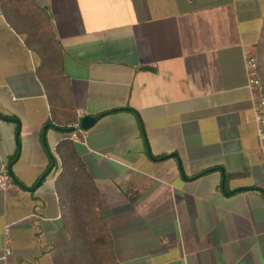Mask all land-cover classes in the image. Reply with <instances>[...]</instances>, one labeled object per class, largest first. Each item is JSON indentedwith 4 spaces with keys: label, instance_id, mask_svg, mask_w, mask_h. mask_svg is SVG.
<instances>
[{
    "label": "crops",
    "instance_id": "crops-1",
    "mask_svg": "<svg viewBox=\"0 0 264 264\" xmlns=\"http://www.w3.org/2000/svg\"><path fill=\"white\" fill-rule=\"evenodd\" d=\"M263 26L264 0H0V171L15 160L16 179L0 264L5 247L7 264H76L73 183L118 264H264L245 67Z\"/></svg>",
    "mask_w": 264,
    "mask_h": 264
},
{
    "label": "trees",
    "instance_id": "trees-1",
    "mask_svg": "<svg viewBox=\"0 0 264 264\" xmlns=\"http://www.w3.org/2000/svg\"><path fill=\"white\" fill-rule=\"evenodd\" d=\"M257 48H259V55L261 52L264 55V26ZM119 110L121 109H114L112 111L102 113L98 115V118ZM0 118L5 120L12 119L1 115ZM59 129L61 131L69 132L71 127H59ZM48 155H50V153H48ZM50 157L51 162H55L52 155ZM64 164V158H62L61 165L63 167L64 174H66ZM55 166L56 164H54L53 168H55ZM48 169L43 174L45 177L51 172H48ZM69 171L71 172V170ZM84 185L82 183H79V185L73 183V190L75 192L77 191V188H79V200H84L88 205L86 206L84 204L82 207L79 206L80 217H78L79 214H76V210L72 213L73 216L70 217L72 220H70V222L67 221L72 257L76 264H118L113 254L111 236L98 214L99 205L97 203L95 204L96 201L92 199L93 192L90 189L86 190Z\"/></svg>",
    "mask_w": 264,
    "mask_h": 264
},
{
    "label": "built area",
    "instance_id": "built-area-1",
    "mask_svg": "<svg viewBox=\"0 0 264 264\" xmlns=\"http://www.w3.org/2000/svg\"><path fill=\"white\" fill-rule=\"evenodd\" d=\"M245 67L248 75V84L253 92V112L255 116L256 133L259 142L261 159L264 162V96L262 94L261 82L258 76L257 58L253 54L247 56ZM10 183V176L6 168L0 171V191L5 192ZM8 227H5V244L8 243ZM11 255L8 247L4 249L2 261L7 264V258Z\"/></svg>",
    "mask_w": 264,
    "mask_h": 264
},
{
    "label": "water",
    "instance_id": "water-1",
    "mask_svg": "<svg viewBox=\"0 0 264 264\" xmlns=\"http://www.w3.org/2000/svg\"><path fill=\"white\" fill-rule=\"evenodd\" d=\"M96 120H97V118H96L95 116H85V117H83V118L81 119L80 123H79V129L86 130V129L90 128V127L96 122ZM17 124H18V129H17V131H16V136H18V134H19V129H20V127H19V123H18V122H17ZM16 158H17V157H16ZM14 161H15V160H13L12 162H10L7 168H8V174H9V176H10L11 181L16 182V179H15L13 173H12V170H11V167H12V165L14 164ZM54 164H55V162L52 161V162H51V165H50V167H49V169H48V172H50V171L52 170V168L54 167ZM44 177H45V175H42V176L39 178V180H38L37 183L35 184V187H38L39 185H41L42 180L44 179ZM31 190H33V189H31Z\"/></svg>",
    "mask_w": 264,
    "mask_h": 264
},
{
    "label": "rangeland",
    "instance_id": "rangeland-1",
    "mask_svg": "<svg viewBox=\"0 0 264 264\" xmlns=\"http://www.w3.org/2000/svg\"><path fill=\"white\" fill-rule=\"evenodd\" d=\"M258 50H259V48L256 47V49L254 50V53H252V54H253L254 56H256V58H257V60H258V76H259V78H260L261 88H262V94H263V96H264V55H263L262 52H261L260 55H259ZM53 170H54L53 172H55L56 168H54ZM69 210H70L71 212H73V211H72V207H69ZM74 210H75V211L77 210V213H76V214H79L80 207H79V206H78V207H74ZM72 216H73L72 214H70V216H68V222H70V220H72V219L70 218V217H72ZM78 217H80V214H79ZM78 217H76V218H78ZM77 222H78V221H77ZM69 224H70V223H69Z\"/></svg>",
    "mask_w": 264,
    "mask_h": 264
}]
</instances>
